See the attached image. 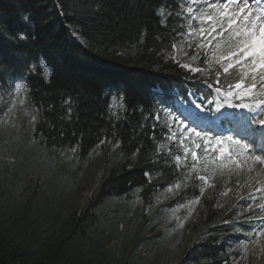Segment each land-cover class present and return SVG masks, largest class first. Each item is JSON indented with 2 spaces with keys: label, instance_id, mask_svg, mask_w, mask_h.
Returning a JSON list of instances; mask_svg holds the SVG:
<instances>
[{
  "label": "trees",
  "instance_id": "obj_1",
  "mask_svg": "<svg viewBox=\"0 0 264 264\" xmlns=\"http://www.w3.org/2000/svg\"><path fill=\"white\" fill-rule=\"evenodd\" d=\"M181 3L0 0V89L19 79L27 87L37 114L31 134L48 151L70 148L79 156L103 142L115 146L97 190L67 219L28 208L25 201L10 202L21 177L16 172L7 180L0 172V264H148L135 252L137 243L112 263L99 261L96 242L119 220L105 215L103 203L134 191L148 200L151 190L177 182L171 155L159 151L166 131L154 119L158 103L171 101L174 90L201 96L204 84L229 87L238 76L216 67L190 75L171 58L183 33ZM40 57L53 70L47 78ZM156 86L162 95L155 94ZM198 183L193 178L173 203L194 197ZM223 187L216 184L204 198L195 228L200 237L176 264L230 263L229 244L248 223L235 221L243 199L217 200Z\"/></svg>",
  "mask_w": 264,
  "mask_h": 264
},
{
  "label": "rangeland",
  "instance_id": "obj_2",
  "mask_svg": "<svg viewBox=\"0 0 264 264\" xmlns=\"http://www.w3.org/2000/svg\"><path fill=\"white\" fill-rule=\"evenodd\" d=\"M182 5L185 32L173 45L171 58L190 75L214 67L221 72L236 73L238 82L224 94L222 105L250 99L252 103L242 106L244 115L251 124L256 120L264 124V68L253 65L251 57L249 60L243 54L235 57L243 46V34L248 31L246 21L239 13L223 17L224 6L230 10L237 4H229L228 0H184L181 8ZM232 17H236L237 26L229 30L235 24ZM74 40L81 42L77 34ZM230 63L232 67H228ZM27 91L20 82L9 89H0V172L6 171L3 177L7 180L16 172L21 177L10 202L18 205L25 201L28 208L67 219L69 214L78 213L97 190L115 146L100 143L87 156H79L70 148L48 151L31 134L37 114L29 105ZM156 115L155 121L166 131L159 151L171 155L180 178L164 189L151 190L148 200L134 191L103 203L105 215L119 220L116 229L106 228L104 237L96 242L94 250L100 253L99 261L112 263L137 243L135 252L146 263L176 264L184 250L200 237L195 228L204 211V198L216 184L222 183L224 187L217 200L228 202L230 196L236 202L243 199V204L236 206L235 221H255L247 232L238 231L236 239L230 242L228 249L234 254L229 264H264V189L253 173L239 169L240 164L259 161L237 152L227 159L221 153L198 152V146H192L186 139L191 137L188 134L196 138L193 129L178 128L166 110L161 109ZM193 178L199 181L195 196L184 203H173L174 196ZM253 213L260 216L254 217Z\"/></svg>",
  "mask_w": 264,
  "mask_h": 264
},
{
  "label": "snow or ice",
  "instance_id": "obj_3",
  "mask_svg": "<svg viewBox=\"0 0 264 264\" xmlns=\"http://www.w3.org/2000/svg\"><path fill=\"white\" fill-rule=\"evenodd\" d=\"M228 3L237 4L240 17L246 21L248 27V31L243 34V46L240 47L239 52L244 58L251 57L253 65L264 68V16L254 17V14L249 13L246 0H228ZM231 20L235 23L236 17H232ZM257 20L260 22L258 23ZM228 67H232V64L230 63ZM225 71H228V68H225ZM17 90H20L19 86Z\"/></svg>",
  "mask_w": 264,
  "mask_h": 264
},
{
  "label": "bare ground",
  "instance_id": "obj_4",
  "mask_svg": "<svg viewBox=\"0 0 264 264\" xmlns=\"http://www.w3.org/2000/svg\"><path fill=\"white\" fill-rule=\"evenodd\" d=\"M263 4H264V2H263ZM224 8H225V10L223 12V17L225 16V14H230V16H232V14L239 13L237 5L236 6L234 5L230 10L226 9L225 6H224ZM248 11H249V13L254 14V17L264 16V11H263L262 6L248 7ZM257 22L259 23L260 21L257 20ZM245 27H247V23H246ZM263 149H264V147H263ZM243 153L246 155V153H250V151H246ZM241 168H246L248 170V172L253 173L256 176V178L258 179L262 188L264 189V162L259 161L257 164L254 163L251 165L240 164L239 169L241 170ZM263 192H264V190H263Z\"/></svg>",
  "mask_w": 264,
  "mask_h": 264
},
{
  "label": "clouds",
  "instance_id": "obj_5",
  "mask_svg": "<svg viewBox=\"0 0 264 264\" xmlns=\"http://www.w3.org/2000/svg\"><path fill=\"white\" fill-rule=\"evenodd\" d=\"M29 13H24L22 14V20H24V22H28V17H29ZM39 63L44 66V75L45 78L49 77L52 74V68L50 66L47 65V62L44 60L43 57L39 58Z\"/></svg>",
  "mask_w": 264,
  "mask_h": 264
}]
</instances>
